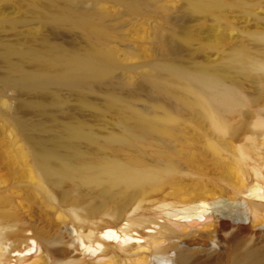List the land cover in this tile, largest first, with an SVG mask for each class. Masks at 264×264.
<instances>
[{
	"label": "rangeland",
	"instance_id": "374dc122",
	"mask_svg": "<svg viewBox=\"0 0 264 264\" xmlns=\"http://www.w3.org/2000/svg\"><path fill=\"white\" fill-rule=\"evenodd\" d=\"M30 1L0 0V14L29 16ZM146 1L148 8L141 14L124 12L116 0L95 3L96 7L112 10L111 18L117 16L115 21L120 26L113 42L128 66L118 73L127 82L150 67L152 50L156 47L153 36L168 24L167 15L175 16L171 20L188 22L196 33L192 43L185 45L186 50L184 46L181 53L187 65L201 63L218 73L227 54L241 47L249 50L253 61L264 60V0H234L235 4L231 3L219 13L197 11L188 0ZM178 14H182V19H178ZM49 27L39 29L35 19L30 17L15 28L0 26V39L19 41L33 31L65 43L84 41L74 28L50 30ZM2 70L0 67V72ZM240 79L244 92L253 101L230 115L238 128L235 133L223 135L209 117L199 119L192 113H188L191 116L182 114L177 128L179 139L173 143L179 153H172L170 161L157 154L155 138L151 144L125 147L117 153L121 158L137 157L144 168L153 172L168 171L170 179L100 205L92 190H84L81 199H76V192L69 184L66 188L71 190V195L62 197L39 176L26 153L24 140L7 121L16 93L0 86V194L5 197L7 212L0 215L2 243L23 247L27 243L25 236L35 233L49 253L40 257L39 252L33 251L28 254V264H67L63 256L77 244L78 233L91 231L94 235L108 221H117V229L129 222L133 233L145 226L161 224L159 235L149 242L141 240L142 248L131 252L110 246L101 259L90 254L76 255L83 260L75 264H139L140 260L145 261L142 264H169L159 259L164 253L175 259L176 264H264V207L249 200L262 199L253 195V189L260 181L258 173L264 175V71L253 66L249 74ZM61 93L68 95V104H73L69 107L73 118L84 119L86 127L99 140L120 131L113 111L95 114L89 108L79 109L72 92L62 90ZM91 97L102 101L101 94ZM137 104L148 111L151 109L149 112L154 116L162 114L145 95ZM48 108L55 112L58 109L54 104ZM201 199L209 202L205 222L203 216L199 220L188 218L186 223H176L179 215L174 212ZM119 205L122 207L116 214ZM241 224L251 225V228L237 231ZM213 237L218 243L211 245Z\"/></svg>",
	"mask_w": 264,
	"mask_h": 264
},
{
	"label": "bare ground",
	"instance_id": "6f19581e",
	"mask_svg": "<svg viewBox=\"0 0 264 264\" xmlns=\"http://www.w3.org/2000/svg\"><path fill=\"white\" fill-rule=\"evenodd\" d=\"M99 1L31 0L27 7L29 16L0 14V26L15 28L32 17L39 29L49 26L50 30L74 28L84 39L80 43H65L33 31L19 41L16 38L0 39V67L3 69L0 86L9 87L16 93L7 121L24 140L26 153L39 176L62 197L71 195V190L66 188L69 184L76 192V199H81L84 190H92L97 205L170 179L168 171L153 172L144 168L137 157L121 158L117 153L125 147L139 148L151 144L155 138L157 154L170 161L172 153H179L173 143L179 139L177 128L182 114L192 113L199 119L209 117L223 135L235 133L238 128L230 115L253 101L244 92L240 76L248 75L253 66L264 71V60L253 61L249 50L242 47L227 54L218 73L201 63L187 65L181 53L185 45L192 43L196 33L188 22L171 20L175 16L167 15L168 24L152 35L156 47L148 50H152L153 55L150 67L138 78L127 82L118 73L128 66L120 58L119 49L113 42L118 35L117 26H120L115 21L117 16L111 18L112 10L107 7H96L95 3ZM116 2L130 14H141L148 8L146 0ZM187 2L197 11L213 13L235 4L234 0ZM62 90L73 93L75 106L79 109L89 108L95 114L113 111L120 131L111 132L107 139L99 140L86 127L84 119L73 118L69 108L73 104H68V95H63ZM90 94H101L102 101H96ZM142 95L151 100L162 114L154 116L149 112L151 109L148 111L138 105ZM51 104L57 106L56 112L49 110L48 105ZM258 176L260 181L253 189V195L263 200H249L264 207V175L259 172ZM4 203L5 197L0 194V215L7 214ZM121 207L116 208V214ZM208 208L206 199L189 204L174 212V215H179L176 223H186L188 218L199 220L203 216L205 222ZM117 224V221H108L94 235L91 231L78 233L77 244L67 249L63 256L65 262L75 264L83 260V257L77 259L76 255L90 254L101 259L110 246L132 252L134 248L143 247L142 241L149 242L159 235L162 228L161 224L145 226L133 233L131 223L127 222L118 229L115 228ZM250 228L251 225L241 224L237 231ZM25 238L27 243L23 247L4 245L0 240V264H28V254L33 251L39 252L40 257L49 253L37 239V234L26 235ZM210 243L217 244V238L210 239ZM159 259L176 264L167 253L161 254ZM142 263L145 261L140 260L139 264Z\"/></svg>",
	"mask_w": 264,
	"mask_h": 264
}]
</instances>
